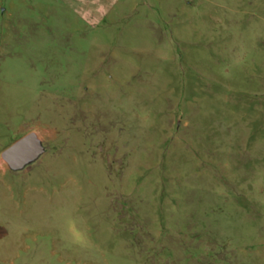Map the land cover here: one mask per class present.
Here are the masks:
<instances>
[{
	"label": "rangeland",
	"instance_id": "obj_1",
	"mask_svg": "<svg viewBox=\"0 0 264 264\" xmlns=\"http://www.w3.org/2000/svg\"><path fill=\"white\" fill-rule=\"evenodd\" d=\"M0 264H264V0H0Z\"/></svg>",
	"mask_w": 264,
	"mask_h": 264
},
{
	"label": "water",
	"instance_id": "obj_2",
	"mask_svg": "<svg viewBox=\"0 0 264 264\" xmlns=\"http://www.w3.org/2000/svg\"><path fill=\"white\" fill-rule=\"evenodd\" d=\"M43 153L41 141L31 132L4 149L0 158L11 171L19 172L37 161Z\"/></svg>",
	"mask_w": 264,
	"mask_h": 264
},
{
	"label": "flooded vegetation",
	"instance_id": "obj_3",
	"mask_svg": "<svg viewBox=\"0 0 264 264\" xmlns=\"http://www.w3.org/2000/svg\"><path fill=\"white\" fill-rule=\"evenodd\" d=\"M1 155V154H0ZM8 170H9V172H11V173H14V171H11L9 168H8ZM17 173V172H16Z\"/></svg>",
	"mask_w": 264,
	"mask_h": 264
}]
</instances>
